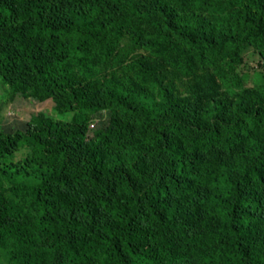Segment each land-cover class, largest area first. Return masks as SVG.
<instances>
[{
    "label": "rangeland",
    "instance_id": "rangeland-1",
    "mask_svg": "<svg viewBox=\"0 0 264 264\" xmlns=\"http://www.w3.org/2000/svg\"><path fill=\"white\" fill-rule=\"evenodd\" d=\"M31 1L13 0L16 9L28 10L26 31L20 26L0 29V190L6 191L10 206L51 225L73 209L74 241H92L127 227L131 243L146 251L160 244L177 253L237 249V241L205 199L214 192V176L227 170L235 177L238 150L254 143L244 141L246 131L230 134L238 135L230 144L215 141H228L223 136L235 108L257 111L264 118L262 51L245 42L238 58L228 55L229 46L208 61L188 54L163 22L173 26L178 15H201L205 29L211 17L197 0H121L119 14L126 21L116 35L103 19L90 15V0ZM244 1L247 16L264 25V0ZM34 6L56 28L68 30L67 42L74 44L83 35L85 46L79 44L82 48L68 55L37 37L40 30L30 19ZM19 23L14 18L12 25ZM21 33L31 43L23 42ZM15 49L18 59L6 56ZM28 52L32 56L26 58ZM172 57L187 64L177 68ZM48 61H60L71 70L66 90L50 89L40 81ZM111 78L130 82L161 111L146 120L139 111L123 114L112 104L98 103ZM242 123L256 129L252 121ZM254 134L264 143V125ZM133 142H142L136 161L123 156L126 144ZM163 146V152L144 153ZM97 156L102 163L93 161ZM90 176L109 189L95 186ZM256 182L251 194L259 197L260 206H254L251 232L243 240L247 248L264 245V181ZM245 189L250 193L251 188ZM195 240L200 249L190 248ZM14 246L13 236L0 245V264H14Z\"/></svg>",
    "mask_w": 264,
    "mask_h": 264
},
{
    "label": "trees",
    "instance_id": "trees-1",
    "mask_svg": "<svg viewBox=\"0 0 264 264\" xmlns=\"http://www.w3.org/2000/svg\"><path fill=\"white\" fill-rule=\"evenodd\" d=\"M90 1V15L103 19L112 28L113 35L118 34L126 21L119 14L121 0ZM34 2L35 0L31 1V3ZM197 2L206 5L204 8L207 16L211 17L212 24L207 25L205 29L204 19L201 15L197 17L191 15H181L180 17L178 15L173 26L166 20L163 22L165 30L186 47L188 54L208 61L218 57L220 53H224V47L229 46L231 52L228 55L238 58L239 53L243 50L242 44L246 42L262 51L264 56V25H260L259 22H255L247 16L246 1L197 0ZM34 8L36 7L34 6ZM25 11L24 13L22 9H16L13 0H0V29L6 27L5 31H9L20 26L22 31H26L30 22L29 16L26 17L28 10ZM30 12H33L30 19L33 20L36 29L40 30L37 37L52 42L62 51L66 49L68 55L74 54L77 48H82L79 44L83 43L85 46L86 40L83 35L82 37L80 35L74 44H70V41L67 42L64 38L67 33L70 35L66 28L61 26L56 28L54 22H50L39 8ZM14 18H18L20 21L16 27L12 25ZM24 22H27L26 26H24ZM68 22L74 23V19ZM182 22L187 26L181 28ZM86 28L84 29L88 32L90 27ZM58 29H61L62 33ZM180 29L188 34H182ZM20 38L25 43H31L28 35L24 33H21ZM37 41L41 40L37 39ZM41 42L43 43V41ZM5 53L6 56H13L17 59L20 56L16 49L13 52ZM29 56L32 54L28 52L25 57ZM170 61L177 68L180 64L182 66L187 64V61H179L173 57ZM71 76V70L67 69L62 62L48 61L39 77L40 81L50 89L64 91L71 85ZM98 103L112 104L123 114L139 111L146 120L153 119L149 114H157V111H161L159 108L156 109L157 104L154 99L151 100L141 95L130 82L116 78H111L106 82L98 97ZM234 112L235 118L232 123L228 124V130L223 136L228 141H220V139L215 141L230 144V141L232 142L238 136L234 134L231 138L230 134L246 131L249 134L244 141L247 143L249 140H254V143L252 146L241 147L242 149L238 150L240 159L238 171L235 174L234 170L228 171L235 177L230 176L227 170L214 176L212 184L214 192L205 200L208 206L218 213L228 233L237 241V249L177 253L169 244H160L154 250L146 251L131 243V235L127 227L120 231L119 229L114 232L108 231L102 238L92 241L84 239L74 241L73 231L76 228V217L73 209H68V215L59 218L56 224L51 225L42 217H33L27 211L11 207L5 190H0V245H4L9 236L15 238L12 254L14 264H264V245L250 248L243 245V240L251 232V222L254 217L253 208L255 206L257 209L260 206L259 197L255 198L252 191L257 180L264 181V143L254 133L262 129L264 118L262 119L257 111L247 112L241 108H235ZM163 115L164 112L162 117ZM244 119L254 122L256 129H248L242 123ZM212 130L216 131L214 128ZM214 134L215 137H218L215 132ZM215 137L209 136L214 139ZM141 143L126 144L123 156L128 160L136 161L142 155L140 154ZM193 144L197 145L196 139ZM38 145L36 144V147ZM164 149L165 146L158 149L148 148L143 151L146 154H157L163 152ZM178 150L183 152L179 147ZM171 156L177 158L179 154L173 151ZM93 159V161L102 163L98 156ZM114 162H116V155H112L110 166L114 167ZM65 163L70 166L74 165L68 160H65ZM234 166L236 167V164ZM90 177L95 186L109 189L107 184H102L98 179ZM163 177V175L159 177V182ZM245 187L248 190L251 188L250 193L246 191ZM61 198L66 199L67 195H61ZM260 199L262 200V198ZM262 202L264 201L262 200ZM147 203L149 204V202ZM248 205H250L249 210H247ZM180 210L186 211V208L182 206ZM127 226L130 227L131 223L129 222ZM199 244L196 240L189 242L190 248L200 249Z\"/></svg>",
    "mask_w": 264,
    "mask_h": 264
}]
</instances>
